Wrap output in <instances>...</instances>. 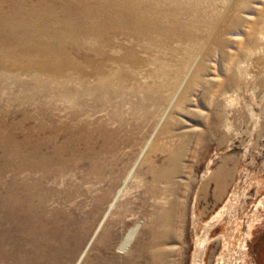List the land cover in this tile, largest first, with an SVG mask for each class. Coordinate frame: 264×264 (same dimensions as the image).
<instances>
[{
  "label": "rangeland",
  "instance_id": "1",
  "mask_svg": "<svg viewBox=\"0 0 264 264\" xmlns=\"http://www.w3.org/2000/svg\"><path fill=\"white\" fill-rule=\"evenodd\" d=\"M16 8L30 12L20 23L38 46L42 24L61 34L47 41L63 63L29 72L0 61V146L46 109L64 120L82 108L111 127L144 121L137 152L148 146L160 163L185 149L175 181L185 215L164 244L178 251L172 263L253 264L264 224V0H0L6 14ZM67 84L80 97L63 95Z\"/></svg>",
  "mask_w": 264,
  "mask_h": 264
},
{
  "label": "bare ground",
  "instance_id": "2",
  "mask_svg": "<svg viewBox=\"0 0 264 264\" xmlns=\"http://www.w3.org/2000/svg\"><path fill=\"white\" fill-rule=\"evenodd\" d=\"M25 13L0 10V51L7 52L0 61L21 70L33 64L29 72L61 65L53 59L59 44L47 41L61 34L42 24L37 30H45L39 34L44 44L38 46L36 31L22 24L31 19ZM24 29L28 38L15 35ZM69 86L63 95L83 93ZM154 104L161 105L160 98ZM53 109L20 141L1 134L0 264H173L178 251L164 244L185 215L175 187L184 146L156 163L144 155L148 146L135 150L142 147L144 121L111 127L82 108H72L64 120Z\"/></svg>",
  "mask_w": 264,
  "mask_h": 264
},
{
  "label": "flooded vegetation",
  "instance_id": "3",
  "mask_svg": "<svg viewBox=\"0 0 264 264\" xmlns=\"http://www.w3.org/2000/svg\"><path fill=\"white\" fill-rule=\"evenodd\" d=\"M253 264H264V224L262 223L255 231L250 247Z\"/></svg>",
  "mask_w": 264,
  "mask_h": 264
}]
</instances>
